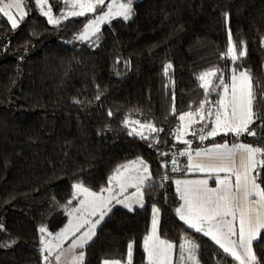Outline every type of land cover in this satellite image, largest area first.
<instances>
[{"label":"trees","instance_id":"16d2710c","mask_svg":"<svg viewBox=\"0 0 264 264\" xmlns=\"http://www.w3.org/2000/svg\"><path fill=\"white\" fill-rule=\"evenodd\" d=\"M49 3L55 25L34 0H25L31 11L15 29L0 14V264H46L45 239L68 222L74 184L100 192L112 188L117 169L121 175L145 166L153 173L141 184L147 204L116 207L86 246L83 264L127 263L129 244L131 264H148L144 240L154 205L160 236L177 247L176 262L180 246L192 241L202 264H239L176 214L183 203L176 179L189 174L190 146L241 140L264 147V0H132L128 20L116 18L85 41L79 37L86 23L108 2L83 16L70 15L71 0ZM229 33L237 55L245 52L235 64L227 56ZM214 68L219 71L206 92L198 77ZM234 68L235 75L244 68L252 78L254 111L261 116L250 125L256 135L179 142V116L201 104L207 110ZM253 252L264 264V230Z\"/></svg>","mask_w":264,"mask_h":264},{"label":"snow or ice","instance_id":"6c2138e0","mask_svg":"<svg viewBox=\"0 0 264 264\" xmlns=\"http://www.w3.org/2000/svg\"><path fill=\"white\" fill-rule=\"evenodd\" d=\"M47 3V0H36L37 5H41V11L48 17L50 24H56L58 21L51 15V8L47 11L43 10V5ZM105 4V0H83L79 4L80 11H72L70 15L83 16L85 15V9L89 12L96 11L97 6ZM25 0H0V14L7 17V20L11 22L13 29L18 27V21L16 19V13L10 10L15 8L19 12L20 20L23 19L25 7ZM132 14V0H127V3H121L115 5V12L113 7L109 6L108 11L96 17V19L86 23L84 33L79 39H85L88 35V30L98 25L100 22L113 15L122 16L123 19L128 20ZM95 31H99L98 28ZM95 34V32L93 33ZM245 55V52L241 50L239 55L236 53L235 45L231 39V33H229V47L227 49V56L230 57L233 64L239 57ZM171 65L165 66V72ZM218 69H209L202 73L198 79L201 81L200 87L204 88L205 91L212 85L208 77H215ZM237 69H233L232 85L230 98L225 101L224 98L219 100V104L223 112L217 110L215 113L214 127L206 134H200L199 139L203 141L207 136L215 137L221 130L225 134L232 133L237 139L247 133L249 136H255L256 132L250 130V125L255 120L261 119L259 112L253 110L254 101L256 100V92L253 88L252 78L246 72H240L239 75V86L237 85V76L235 72ZM221 84L223 81L221 80ZM224 92L227 94L229 88L224 85ZM262 104H264V94H262ZM259 106V105H258ZM204 105L199 106V110L196 113L189 112L179 116L181 121L185 120V117H193L197 115L200 121H203L206 116L211 117L212 112H208L206 116L203 113ZM111 115V113H109ZM151 131H158L152 125H145ZM159 131H162L160 129ZM203 132V128L200 129ZM131 134V133H130ZM143 137V133H138ZM196 135V132L192 133ZM180 138L179 136L177 137ZM185 144H189V141H182ZM181 156L185 155L184 152L180 153ZM196 157H203V159L197 160L194 164L192 162V156L189 155V169H195L200 172L208 173H220L225 172L234 176V183L230 181L229 177L220 179L217 177L216 183L217 188H209L207 186V180L197 181H180L177 180V191L180 193V199L184 201L183 205L176 209V214L188 225L189 228L194 229L197 233H203L205 236H210L216 244L223 249L224 253H227L233 257L234 260L238 261L239 264H259V261L253 252L252 242L261 230H264V188H261V183L257 181L261 179V169H264V147L254 146L247 143H234L229 147L228 143L216 144L213 148L207 149L203 152L196 151ZM238 158V164H237ZM143 164V161H141ZM173 165V171H176L177 160L175 158L171 161ZM148 169L145 166L144 172ZM253 172L256 174L253 175ZM147 177H133L131 179H139L141 183ZM112 180H116L119 184L121 192L126 188V185L121 182L120 170L117 169V174L109 178V183ZM184 184L181 188L180 185ZM132 186H136L133 184ZM222 186V187H220ZM76 195H83L84 199L80 200V208L74 209V211H87L90 215L95 216L99 212V217L92 222V227L89 232L84 233L81 238L79 245L73 243V247L83 246L85 239H90L91 235H94V229L104 216L107 211H110L108 205L113 199H116L114 195H110L107 199L103 196L104 191L112 192L111 188L101 189L100 192L90 191L88 188L77 183L73 185ZM139 192V188H137ZM256 197L257 199H251ZM142 204V195L137 201ZM71 203V201H69ZM117 203H123V201L117 200ZM125 207L132 210L131 206L125 204ZM158 209L153 208V221H152V234L144 240V250L148 254V264H172L171 251L174 245L166 240H162L156 234V214ZM237 213L238 228L236 225ZM231 217V219H227ZM87 223V221H85ZM79 230V226L77 227ZM41 233H44L46 229L41 227L39 229ZM67 229L60 235H65ZM235 237V238H234ZM43 242V240H42ZM190 247L185 245L180 246V258L184 259V253L187 252V259H194V249L197 245L192 241H186ZM131 250L132 245L128 246V260L127 264H131ZM83 254L81 253L78 259L82 260ZM47 259V257L45 258ZM59 260V256L56 257ZM104 264H121L119 260L104 261Z\"/></svg>","mask_w":264,"mask_h":264},{"label":"rangeland","instance_id":"374dc122","mask_svg":"<svg viewBox=\"0 0 264 264\" xmlns=\"http://www.w3.org/2000/svg\"><path fill=\"white\" fill-rule=\"evenodd\" d=\"M34 1L36 2V0H34ZM105 1L108 2V7L109 6L113 7V11L114 12H115V5L121 4V3L116 2V1H109V0H105ZM81 2H83V0H71V3L74 4V6H75V10L74 11H80L79 4ZM38 7H39V9L41 11V5H38ZM108 7H107V9L104 12H102V13H100L98 15H95L90 21L96 19V17L99 16V15L105 14L108 11ZM49 8H51V10H52L51 11V15L54 18L52 6L50 5L49 0H47V3H45L43 5V10L47 11ZM10 11L13 12V13H16V19H17L18 25H19L21 20L19 18L18 10L13 8ZM30 11H31V7H28V8L24 7V12L26 13L24 15V17L27 16ZM41 12L44 14L43 11H41ZM88 12L89 11H87V9H85V14L88 13ZM120 17H122V16L113 15L111 17L106 18L105 20L100 22L98 25H95L93 28H90L88 30V35H86L85 39H83V40L85 41V40L89 39L90 37H92L93 35H95L98 32V31H95L96 28H98L100 30L103 26H105L106 24H109L112 20H114L116 18H120ZM94 32H95V34H93ZM240 72H246V73L249 74L247 69H244V68L243 69L242 68L239 69V71L236 73V76H237L236 83H237L238 86H239V83H240V80H239ZM212 78L213 77H208L206 79H210L212 81ZM232 83H233V81L231 79L227 83H223V84L219 83L218 84L217 89H216V100H215V102H212L208 106L210 109L208 108L207 110L203 111V113H201V114H204L206 116V114L210 111V112L213 113V115L211 117H207L206 116V118L203 121H200L199 117L197 115H193V117H191V118H189L187 116L185 117V120L182 121V123H181V127L176 132V139L179 142L189 141L190 142L189 145H193L195 143H202L205 140L204 139L203 141H201L199 139V135L200 134L206 135L212 129V127L215 126L214 125V121H215V113H216V111L220 110L221 113L223 112V110L221 109L220 104L218 102H219V100L221 98H224L225 101H227V99L230 98ZM224 85H227L228 88H229V92L227 94L223 90L224 89ZM253 110H254V107H253ZM202 128H203V132L201 133L200 129H202ZM193 132H196L197 134L193 135L192 134ZM224 134H225L224 131L221 130L216 136L224 135ZM228 134H232V133H228ZM178 136L180 137L179 139L177 138ZM208 137H212V136H207L206 138H208ZM226 143H228L229 147H231V145L234 144L232 142H226ZM235 143H244V142L240 140V141H236ZM214 146L215 145L208 146V147L205 146V147H200V148H194V147L190 146L189 147L190 150H188L186 154L187 155L190 154L192 156V162L194 164L197 160L203 159V157H196V155H195L196 151L203 152V151H205L207 149L213 148ZM238 162L239 161H238V158H237V164H238ZM188 163H189V160L187 159V163H186V167L187 168H188ZM147 169H148L147 172H144V169H142V170H140L138 172H133V173H130V174H129V172L122 173L121 174L122 175L121 176V182L126 185V188H125V190L123 192H121V189H120L119 184L117 183V181L116 182H112V185H113L112 188H111L112 192L111 193L107 192V194H106L107 197H109L110 195H114L117 200L123 201V203H117V202L114 203L113 201H111V203L108 206H111L112 204H114V205H113V207L111 206L112 208H111V211H109V212H112V210L114 208H116V207H125V204L130 205L132 209L141 208V204L137 202L138 199H140L141 195H142V204H143L142 207H144L147 204L146 197H145V192H146L147 188H145V186L141 187L142 186L141 184H143V183H147L148 184L150 182V180L152 179V177H153V173L151 171V167L147 166ZM187 170L189 172H192V173H197L193 169H189L188 168ZM255 174L256 173L253 172V175H255ZM209 175H211L210 178H205L206 176H204V177H202L200 179H197V180H207V182H208L207 186L209 188H213L210 185V182H209V181H211L212 178H216L217 179V177H219L220 179H224L227 176V177H229L231 182L235 180L234 176H231V174L225 173V172L209 173ZM133 177H147V178L143 180V183H141L139 179H136V180L131 179ZM197 180H195V181H197ZM133 184H135L136 186H132ZM116 187L119 188V190H120L119 193L115 192ZM127 187L132 188V190L127 189ZM215 187L217 188L218 185L216 184ZM220 187H222V186H220ZM137 188H139V192L137 191ZM181 188H183V187H181ZM106 195L103 194V196L107 199ZM83 199H84L83 195H76L75 205L73 206V208L69 212V217H70L69 218L70 219L69 223L70 224H65L62 227V229H60L52 239H50V240H46L45 239V244H44L45 251L48 253V252H50V250H53V254L52 255L49 256L47 254V260L48 261L52 260V257L55 255V253L58 250L59 246L62 243L68 241V245H66L65 249L63 250V255H65L69 259V261H70L69 264H83L84 254H83V249L82 248L84 246L89 245L96 238L97 232H98L101 224L103 223V221L106 218V217H104V219L101 220L100 223L96 225V227L94 229V235H91L90 239H85L83 241V246L82 247L77 246V247L74 248L73 247V243L75 242V243H77V245H79V243L81 242V238L84 236V233L90 231V229L92 227V222H94L99 217V212H97V214L95 216H93V215H90L89 212H87V211H74V209H79L81 207L79 201L83 200ZM251 199H257V198L256 197H252ZM154 206L157 209L156 205H154ZM125 208H128V207H125ZM238 218H239V214L237 213V220H236L237 228H238ZM227 219H231V217H227ZM156 220H157L156 234H157V236H159L160 239L165 240V239H163L160 236V218H159V216L157 214H156ZM75 221H76L77 225H71V223L73 224ZM85 221H87V223ZM78 226H79V230H77ZM65 229H67L66 234L65 235H60L61 233H63L65 231ZM262 231L263 230H261L260 233ZM260 233L258 234L256 239L253 240L252 249H253V244L259 238ZM151 234H152V228H151L150 233H149L148 236H150ZM74 235H76L75 236L76 239H72V240L69 241L70 237L74 236ZM208 237L211 238L210 236H208ZM172 244L174 245V247H173V249L171 251L172 264H202L201 261L198 258V255H194V259L188 260L187 259V255H188L187 252L184 255V257H185L184 259L180 258V261L176 262V260H177V247H176V245L174 243H172ZM81 253L83 254L82 260L78 259V257L80 256ZM147 256H148V254H147ZM57 262L59 264L61 263L60 260H58ZM52 264H54V263H52ZM121 264H127V263L126 262H121Z\"/></svg>","mask_w":264,"mask_h":264},{"label":"crops","instance_id":"0c3cea01","mask_svg":"<svg viewBox=\"0 0 264 264\" xmlns=\"http://www.w3.org/2000/svg\"><path fill=\"white\" fill-rule=\"evenodd\" d=\"M189 155L190 154H188V155H186L187 156V159L189 160ZM194 171H196L197 173H192V172H189V174L186 176V177H184V178H179V179H176V181L177 180H180V181H195V180H197V179H200V178H202V177H204V176H206L205 178H210L211 177V175H209V173L208 172H200V171H197V170H195V169H193ZM209 175V176H208ZM210 182V185L213 187V188H216L215 186H216V178H212L211 179V181H209ZM233 183H234V181H232ZM144 185H142L141 187H143ZM180 187H184V184L182 183L181 185H180ZM127 189H129V190H131V188L130 187H127ZM107 192L108 191H105V192H103V194H107ZM120 192V191H119ZM118 192V193H119ZM106 197H107V195H106ZM108 198V197H107ZM114 203L115 202H117V199H113L112 200ZM183 203H184V201H183ZM113 205L114 204H112L111 206L113 207ZM183 205V204H182ZM111 206H108L109 208H110V211H111ZM115 209V208H114ZM113 209V210H114ZM112 210V211H113ZM111 214V212H109V211H107L106 212V214H105V216L104 217H108L109 215ZM70 218V217H69ZM105 218V219H106ZM70 220V219H69ZM69 220H68V222L66 223V224H70L69 223ZM105 221V220H104ZM103 221V222H104ZM71 225H77L76 224V221L72 224L71 223ZM76 235H74V236H71L70 237V239H69V241L70 240H72V239H76V237H75ZM46 240H48L47 239V237H46ZM214 241V240H213ZM66 245H68V241L67 242H64V243H62L60 246H59V248H58V250L56 251V253H55V255L52 257V260L51 261H48L47 260V263L46 264H52V263H54V264H59L58 262H57V260H56V257L57 256H59V260H60V264H69V259L65 256V255H63V250L65 249V247H66ZM85 248H86V246H84L82 249H83V254H84V250H85ZM49 256L50 255H52L53 254V252H51V250H50V252H48L47 253ZM51 262V263H50ZM83 262H84V260H83Z\"/></svg>","mask_w":264,"mask_h":264}]
</instances>
